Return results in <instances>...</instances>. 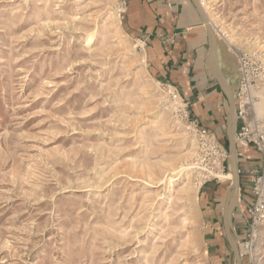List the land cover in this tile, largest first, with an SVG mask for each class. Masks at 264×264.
I'll return each mask as SVG.
<instances>
[{"label": "rangeland", "instance_id": "rangeland-1", "mask_svg": "<svg viewBox=\"0 0 264 264\" xmlns=\"http://www.w3.org/2000/svg\"><path fill=\"white\" fill-rule=\"evenodd\" d=\"M199 1L233 87L237 53L264 58V0ZM124 4L0 0V264H236L228 100L206 68L191 89L156 72ZM248 147L231 235L242 264H264Z\"/></svg>", "mask_w": 264, "mask_h": 264}, {"label": "crops", "instance_id": "crops-1", "mask_svg": "<svg viewBox=\"0 0 264 264\" xmlns=\"http://www.w3.org/2000/svg\"><path fill=\"white\" fill-rule=\"evenodd\" d=\"M122 24L145 44L156 72L186 89L199 82L207 69L208 31L192 0H125Z\"/></svg>", "mask_w": 264, "mask_h": 264}, {"label": "built area", "instance_id": "built-area-1", "mask_svg": "<svg viewBox=\"0 0 264 264\" xmlns=\"http://www.w3.org/2000/svg\"><path fill=\"white\" fill-rule=\"evenodd\" d=\"M237 81L233 89L235 111H237L235 135L243 144H253L261 153V169L253 176L255 202L250 210L252 215L264 213V114L255 111L253 101L258 91H264V58L259 53H237ZM177 96V94H175ZM202 146L211 148L214 163L218 162L225 150L218 144L210 132L198 131Z\"/></svg>", "mask_w": 264, "mask_h": 264}, {"label": "water", "instance_id": "water-1", "mask_svg": "<svg viewBox=\"0 0 264 264\" xmlns=\"http://www.w3.org/2000/svg\"><path fill=\"white\" fill-rule=\"evenodd\" d=\"M197 12L199 13L203 25L206 27L208 31V48L206 52V67L208 72L211 74V76L216 80L217 84L220 87V90L225 94L227 100H228V110L225 120V133L227 137L228 142V149L229 153L232 157L233 162V173H234V183L236 186L237 191V198L234 201L229 202V197L227 198V207L222 213V219H223V229L225 232L226 239L234 253V256L236 258V264H242L241 254L239 251L238 244L236 241L232 238L231 235V214L238 202L239 199V168H238V152L237 147L235 143L234 133L231 128V121L233 117V113L235 110V104L231 95L230 88L224 79V77L221 74V71L218 67V63L216 61V35L213 27L211 26V23L209 21L208 16L206 15V12H204L202 6L200 5L199 0H192Z\"/></svg>", "mask_w": 264, "mask_h": 264}, {"label": "bare ground", "instance_id": "bare-ground-1", "mask_svg": "<svg viewBox=\"0 0 264 264\" xmlns=\"http://www.w3.org/2000/svg\"><path fill=\"white\" fill-rule=\"evenodd\" d=\"M200 2V1H199ZM201 5V3H200ZM202 6V5H201ZM211 22V26L213 27L214 31H215V35L217 34V29L214 25V23L210 20ZM103 35V34H102ZM94 37H95V33L92 32L89 37L87 38V44H89L90 42H92V40H94ZM206 61V60H205ZM238 67V66H237ZM222 74V73H221ZM211 75V74H210ZM223 76V75H222ZM225 79V78H224ZM236 81H237V78H236ZM227 82V81H226ZM228 84V82H227ZM219 86V85H218ZM229 88H230V91H231V95H232V98H233V101H234V104H235V96H233V89H235L236 87V83L235 85L232 87V85L230 86V84H228ZM220 89V87H219ZM173 91V90H172ZM257 93V98L255 101H253V106H254V109L257 113L259 114H264V91H258V92H255ZM236 109V107H235ZM236 116H237V111L234 110V113H233V117H232V121H231V128L233 130V133H234V138H235V143H236V147L237 146H241V147H248L249 145L247 144H241L239 143L237 140H236V135H235V125H236ZM234 124V125H233ZM234 127V128H233ZM237 152H238V147H237ZM239 154V152H238ZM229 163H230V168H231V171L229 173H226V174H222V173H219V177H223V178H228V179H233L232 181V187H233V190L231 191V194L229 195V202L231 201H234L236 198H237V191H236V186H235V183H234V173H233V162H232V157L231 155L229 154ZM261 161H262V156L260 155V165L257 169H255V171H258L259 169H261ZM217 174V173H216ZM242 253V252H241Z\"/></svg>", "mask_w": 264, "mask_h": 264}, {"label": "trees", "instance_id": "trees-1", "mask_svg": "<svg viewBox=\"0 0 264 264\" xmlns=\"http://www.w3.org/2000/svg\"><path fill=\"white\" fill-rule=\"evenodd\" d=\"M219 87V86H218Z\"/></svg>", "mask_w": 264, "mask_h": 264}]
</instances>
